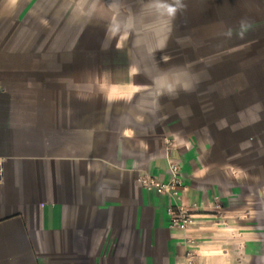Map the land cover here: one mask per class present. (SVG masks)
Returning <instances> with one entry per match:
<instances>
[{
  "label": "crops",
  "instance_id": "0c3cea01",
  "mask_svg": "<svg viewBox=\"0 0 264 264\" xmlns=\"http://www.w3.org/2000/svg\"><path fill=\"white\" fill-rule=\"evenodd\" d=\"M264 264V0H0V264Z\"/></svg>",
  "mask_w": 264,
  "mask_h": 264
},
{
  "label": "built area",
  "instance_id": "2783aa9c",
  "mask_svg": "<svg viewBox=\"0 0 264 264\" xmlns=\"http://www.w3.org/2000/svg\"><path fill=\"white\" fill-rule=\"evenodd\" d=\"M166 159L169 170L168 180L161 181L145 173L139 177L138 181L146 191L169 197L170 205L167 207L169 225L171 228L178 229L185 234L186 256L182 264H196L197 252L195 246L197 242L194 237L187 235L188 227L190 222H192V214L181 204L182 192L185 188L181 177V166L169 154H167Z\"/></svg>",
  "mask_w": 264,
  "mask_h": 264
}]
</instances>
